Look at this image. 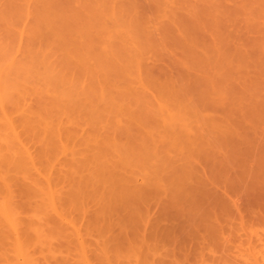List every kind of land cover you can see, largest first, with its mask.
<instances>
[{"label":"rangeland","instance_id":"374dc122","mask_svg":"<svg viewBox=\"0 0 264 264\" xmlns=\"http://www.w3.org/2000/svg\"><path fill=\"white\" fill-rule=\"evenodd\" d=\"M208 1L209 0H0V104H2L0 105V108L3 106L0 109V126L2 128L3 126H6L3 124V122H6V118H4L5 113V116H7L9 121L11 120L10 124L12 123L13 129L16 131H11L12 129L7 131L2 130V132L4 131V133H8H5V136H3V134L0 136V144H4V146L6 144L7 146V143L11 141L17 142V146L19 147L18 151L21 148L20 151L22 152L23 150L25 152L27 147L29 152H26L30 153V156H34L32 162H34V160L35 162L28 165L31 170L29 169L30 171H28L29 173H27V175L31 174L32 177L29 176V178L32 179L27 180L29 181L26 182L27 184H30L32 180L39 183L41 182L40 184H37L36 187L40 186L45 188L41 190V188L38 187L40 188L39 191L44 192L48 190L46 189L48 185V182H46L47 179H50L49 183L51 181V183L56 182L54 183V187H52L57 195H60V204V202H62V200L60 201V198L62 197L61 199H64L65 194L67 195V192L73 187V185H71L73 183L71 182L72 179L70 181L68 178L74 171V157L77 159H81L84 156L87 157L91 152L96 150L95 147H98V145H100V149L104 153L105 159L108 161H105L106 166L113 161L111 160L109 162L110 158L117 160L118 156L122 157V155H127L128 153L125 150L129 148L130 152L135 157L131 158L135 161L138 159L136 161L137 163L133 160V163L131 162V164H129L128 161L126 164L127 170L122 169L121 171L125 173L127 172V174L130 172L131 175L134 174L132 183L136 185H134L135 189L138 188L137 186L145 184L147 181L151 183V185L162 182H164L162 184H167L170 182L172 183V181H178V184L185 182L190 183L192 186H196V191L194 189L193 191L191 190V192L200 194L202 190L198 187L200 184L197 180H199L198 178L201 176V172H203H199V169H202L203 167L210 168V170L205 169L209 171L207 174L215 172V178L217 181L216 186L218 189L217 193L221 196H223L222 194L225 191L223 190L224 186H222L223 184L221 182L226 178L228 179L226 176H229V178L232 176L235 178L236 176L238 179L241 178L243 182L246 181L247 178L250 180V176H252L251 173L255 170L254 168H258L257 166L259 163L262 161L264 162V157H262L264 156V0ZM189 2L191 3L190 6H188L190 4ZM259 2L262 4H259ZM203 10L206 12L204 13ZM190 11L193 12L191 13ZM189 13H191L190 16ZM184 17L185 19H183ZM185 24L186 26H184ZM192 26L195 27L193 28ZM196 27L198 29H196ZM240 35H242V37ZM103 57L106 60H104ZM111 60H114L115 63H113V61L111 62ZM104 61H109L110 64L107 65L109 62H105V64ZM101 62L107 65L106 67H109V70L111 69L110 74L108 72L109 70L107 71V69H105L106 67L100 68L102 67ZM127 63L129 64L127 65ZM125 64L127 70L124 69ZM111 65L112 67H110ZM104 69L107 74L110 75L111 79H109V77H104L106 76L104 75L105 73H103L105 72ZM125 70L126 72H124ZM113 71L117 72V76L122 75L120 79L117 78L116 75L111 74ZM64 73L66 74V77ZM67 74H69L70 77L67 76ZM94 75L97 76V78H94ZM115 76V81L117 82L114 80V82H110ZM51 77L52 79H50ZM67 77L68 79H71L70 82L69 80H66ZM90 77L91 79L94 78V81L93 79L91 80ZM72 78H74V80H72ZM100 78L103 79V83L100 81L99 85L96 81H99ZM49 79L52 82H50ZM104 79H108V81L110 80V83L107 81L106 85ZM75 80L78 82L73 83ZM63 83L64 85H62ZM73 86H75V90L81 88V91L79 90V92L77 90V92L83 93L78 95L79 93L77 94V92L74 91ZM76 86H78V88H76ZM67 87L69 88L68 92ZM102 87L105 88L104 91L106 94L113 97L116 95L115 98H117L119 92L120 94L125 93L127 96L125 99H121V101H114L115 104L113 102V107L116 106V109L112 108L113 110L115 109L114 113H111L113 116L108 112L106 115L104 113L101 117L104 121L101 122L99 120L100 122H98V118H94L96 116L93 115L94 117H92L89 111L88 114L87 111L85 113V110L88 104H90V106L92 104L93 107L94 103L92 102H97V100L94 101L95 99L92 101L88 92L93 95L95 94L94 91L98 92ZM84 88L85 91H82ZM70 90L78 95L77 98H74L73 94V96L68 94L69 92L71 93ZM221 91L224 93H221ZM84 92L89 95L86 96L89 99L82 97L86 95ZM58 95L60 96V99H58L59 101L57 100V98H59ZM19 98L21 99L19 100ZM73 101L77 104L80 103L79 105L81 106L78 108L77 105L76 107L75 102L72 104ZM85 101L88 103H84ZM137 103L141 106H138ZM56 106L57 109H55ZM82 106H85V110ZM117 106L120 108H123L124 106V108H127V111H125V109L123 110V113L118 112L120 113V115H118L116 111L119 107ZM52 108L55 112H53ZM59 108L61 109L60 111ZM2 109H4L3 114H1ZM137 109L140 110V113ZM49 110H52V112ZM56 110L57 112L59 111L58 113L62 114H58ZM80 110L85 114H82ZM39 113L41 114L39 115ZM51 113H56L57 117L55 114L53 117V114L51 115ZM38 116H41V118ZM103 116H105L106 119ZM148 118L149 120H147ZM26 119L30 123L29 126ZM35 119L37 120L35 121ZM40 119H43V121H41L43 123L40 122ZM127 122L130 123L128 124ZM143 122H149V124L147 123L146 125ZM94 127L97 128L94 129ZM112 127L115 128V130ZM51 128L54 130L53 132ZM120 128H124L125 130ZM27 130H31V132ZM35 130H37L36 134L34 133ZM92 130L95 132H92ZM9 131L11 134H9ZM68 131L70 133H68L69 135L67 134ZM116 131L120 132V134L116 135L118 134ZM127 131L130 132L127 133ZM14 133L19 134L16 135V137L18 138L20 136L18 139L21 140V142L15 138ZM111 138L114 140H111ZM112 141L120 142L119 145L122 144L121 147L123 146L121 149L126 148L124 149L125 153L121 152V154L120 152H117L119 150L121 151V149L117 151L114 149L119 155L113 151L111 146ZM145 141L147 144L144 143ZM259 141L262 143H258ZM14 142L12 143L14 144ZM141 142L143 143L141 144ZM21 143H23L24 147L26 146L25 149ZM125 145L128 146V148L124 147ZM144 146L147 147L145 148ZM250 147H252L251 150H253V153L255 151V155L250 150ZM42 150L45 151L42 152ZM73 150L75 151L74 157L72 155ZM260 150H263V152ZM38 151L41 155H38ZM44 153L45 157L43 156ZM48 155L50 156L48 157ZM112 155L113 157H111ZM39 156L41 158H38ZM136 156L138 157L136 158ZM144 159L146 160V163ZM138 161H140L141 164H139ZM172 161L174 162L172 163ZM187 161L189 164H187ZM192 162L195 163L194 166L198 168H195V171L197 170L199 174L193 171L194 167L191 166ZM71 163L73 164L72 167H70ZM168 163L170 164L168 165ZM92 164L93 163H91V165ZM261 164L263 166V163ZM94 165H96V163H94ZM176 165L180 167L177 166L176 168ZM215 167L216 169H214ZM91 168L93 171L94 167ZM69 170H71V172H69ZM78 170H80L78 171L79 174L78 172H75L77 174L74 173L73 175L79 176L82 172H84L82 173L83 175H86L85 171L88 172L83 169L81 172L80 168ZM65 171L70 173V175L68 174L69 176H67ZM216 171H218V173H216ZM259 171L263 174L262 170L259 169ZM234 173L236 175H234ZM21 174L19 173L18 177H20ZM195 174L198 175V178ZM203 174L205 173L203 172ZM27 175L22 177H27ZM168 176L169 178L166 179ZM57 177L60 179L56 181V179H58ZM160 177H164V180L167 182L164 180L162 181V178L159 179ZM23 178H21V180H23ZM26 179L28 178H25L24 181H26ZM159 180L160 182H158ZM232 181L235 180L232 179ZM248 181L247 183L251 180ZM32 183L35 185V182ZM228 183H235L234 190H236V187L239 185V183L237 185L236 182ZM127 185H129V182ZM171 186L173 187L172 184L168 187ZM182 186L184 185L182 184ZM178 187L179 186L176 184V186L170 190L172 193H170V191H168V193L171 194L172 197H175L173 195H176V197L179 198V195L176 194ZM226 187L228 190L230 185H226ZM14 188L16 189L18 186ZM88 188L89 191L92 187L89 186ZM243 188L245 192V187ZM238 189L240 193L242 188L241 190L240 187ZM130 190H134V188L130 187ZM137 190L138 192H136ZM137 190L134 191L136 193L142 192L139 191V188ZM229 190H232V192H228L237 202H243L244 199L242 196H244L245 193L240 194L241 196L239 195L240 198H242L241 201L236 196L237 194L233 191V188ZM143 192V195L146 197L145 201L148 200L146 202L144 201L145 204L143 202L144 205L142 207L144 208L141 207L143 211L149 209L151 214L154 215L152 212H155V214L158 213V209H161L160 206L162 207L163 204L167 206V203L165 202L167 196L163 195L166 193H157L160 194L157 197H162V195L165 197L161 200V198H156L157 194L153 195L152 191L148 190ZM145 192L149 195L147 196ZM1 193L3 195L4 192L1 191ZM229 193L228 197L224 193L225 197L229 198ZM125 194L126 193H124V195ZM2 195H0V199ZM44 196L45 195L43 194V198L41 197L42 199L40 198V202L37 203H41V205L46 203V205H48V199H46L47 195ZM66 199L67 197H65V200ZM87 199L82 202L85 206L83 204L80 205L82 207L81 209L79 208L80 211H78V205L77 209L75 206L74 208H70V211H73L71 213H68L70 211L64 209L67 211V213L64 211V213L67 214V219L64 217L65 224L66 222L72 221L75 226L80 227L81 231L79 232H82V235L85 237H68L70 239L73 238L70 241L72 242L70 243L72 245H67V249H71L72 252H67V249V251H62L63 253L66 251L64 254L71 253V255H77V251H73L78 248L79 242H76V240L81 239L82 241V239H85V241H87L86 246L88 249L87 257H90L92 261L94 260V264H105L104 261H102L105 256L101 254L102 250L100 247L102 241L105 240V237H103L104 235H96V230L95 234L92 232V234L89 235L87 233L88 235H86V225L91 224V221H89L91 220V218L89 219V215L91 217L90 213L94 214V211H97V205L95 202H92L90 199H88V201ZM151 199H153V201ZM228 200L229 199H227V201ZM104 201L102 202V205L105 203V206L111 205L107 197ZM149 201L153 204L147 203ZM154 202L156 204H154ZM65 204L62 206L63 208H65ZM156 205L158 207H156ZM39 206L40 205H38V208ZM125 206L121 205L114 212L115 214L108 212L109 214L111 213L114 215L117 222L119 221L118 223L123 229V232L126 230L125 227L129 219L128 211L130 210V208H128V210ZM128 206L133 208V205ZM94 207L96 209H94ZM66 209H69V207L66 206ZM83 210L86 211L85 214H83ZM30 213L29 215L33 214ZM49 214H51V212ZM65 214L63 215L65 216ZM21 216H24L25 218L27 217V213H22ZM149 216H151L150 213ZM46 217L47 216H44L43 219H46ZM114 217L112 216V218ZM148 218L150 217H145L143 219L144 221H147L146 223L148 224L146 225L150 224V221L147 220ZM38 219L39 218H37V220ZM143 220L140 221L142 222ZM42 221L44 222L45 220ZM52 221L53 220H48L46 222H50L49 224L52 225L54 223ZM140 221L139 224H145L144 222H142L144 223L142 224ZM233 223L238 224L236 221H233ZM55 224L56 223H54V225ZM256 225L258 226V224H255L254 227ZM51 227L50 230L52 228L54 229L55 226ZM119 227L114 228V231L110 230V234H113L112 232H114V235L115 232L119 233V230H122ZM260 227L264 228L263 225H260L258 231L263 230V228L261 229ZM129 228L131 227L129 226ZM55 229L57 228L55 227ZM129 230L130 229L126 230V232H129ZM55 233L58 234V231ZM260 233H262V231ZM56 234H54V236ZM59 234L64 233L61 232ZM54 236L52 240L55 244L58 241L61 242L64 235H56L57 237ZM59 236H61V240ZM106 237L108 238V236ZM10 239L8 238V241ZM238 239L239 238L235 240L236 243H238ZM257 241L258 240L254 241L257 245L253 244L251 251L247 249L249 246L248 244H243L244 249H247L248 251L246 252L245 250L243 252L244 249H242V255L245 254L244 259L246 256L248 258L252 257L249 258L251 259V263L253 259L254 264H264V259L262 260L263 257L261 255L264 251V242L260 244L261 240L260 242ZM12 244L11 241L7 244L5 240V243L1 245V248L3 249L0 248V252L5 253L2 254L8 257V264H25V258L23 256H20L19 260L16 257L18 256L17 251L15 252L16 248ZM54 244H51L52 246L49 245L57 250L56 245L58 243L56 245ZM73 244H75V246ZM40 246L41 245L39 244V248ZM41 248H44L46 252H44L43 249L40 250V252L36 251L38 254L36 253V255H33L39 257V259L43 261L42 264H44L47 259L50 260L49 262H57V255L58 252H60L59 250H57L58 252H55L54 249L55 253H51L50 250V253L47 254V252H49V246L48 249H46L47 246L42 244ZM61 249H63V246ZM215 249V252L217 253V250L220 248L217 247ZM233 249L234 251L232 250L230 253L228 252V258L231 260L227 259L230 261L229 263L228 261H223L226 260L228 255L225 257L224 254L225 259L224 257H222L223 259L220 258L219 253L222 252L220 250H218V254H211L212 251L211 253L208 252L209 257L214 256L213 258L215 261L212 257L207 258L206 261H208V264H243L247 261L241 259L242 255H237L238 252H236L237 250L235 251L236 248ZM255 249L257 251L261 249L260 251L262 252H255ZM98 250L101 252H97ZM41 252H44L47 255L44 253L40 254ZM78 252L80 251L78 250ZM56 253L57 255H55ZM252 253H254V255H252ZM50 254L53 255L51 256ZM64 254L61 256H64ZM92 254L93 256H91ZM124 254V257H126L127 252ZM3 255H0V258L5 262L6 258H2ZM43 255L46 257L45 261L43 260ZM75 255L71 256V258L73 257V259H75L76 257L77 259L81 257L79 253V256ZM108 255L111 254L109 253ZM222 255L223 253L221 256ZM124 257L121 259L122 264H128V258L126 259ZM133 257L132 259L134 260H136L135 258H138ZM254 258L259 261H254ZM10 260L12 262H10ZM134 260H131L132 263L136 262ZM92 261L91 263L93 264ZM250 261L247 262L250 264Z\"/></svg>","mask_w":264,"mask_h":264},{"label":"bare ground","instance_id":"6f19581e","mask_svg":"<svg viewBox=\"0 0 264 264\" xmlns=\"http://www.w3.org/2000/svg\"><path fill=\"white\" fill-rule=\"evenodd\" d=\"M227 1V0H226ZM239 1V0H238ZM208 2H210V0L208 1ZM264 2V1H263ZM190 3V2H189ZM188 3V4H189ZM222 3V2H221ZM241 3V2H240ZM188 4H186V5H188ZM215 4V3H214ZM247 4H249V3H247ZM259 4H262L261 2H259ZM191 5V3L188 5V6H190ZM198 5V4H197ZM207 5H209V4H207ZM211 5V4H210ZM211 6H213V5H211ZM241 6V5H240ZM259 6H261V5H259ZM263 6V5H262ZM219 7V6H218ZM198 8V7H197ZM196 8V9H197ZM249 8V7H248ZM209 9V8H208ZM211 9V8H210ZM218 9V8H217ZM236 9H237V7H236ZM240 9V8H239ZM263 9V8H262ZM193 10V9H192ZM202 10V9H201ZM212 10V9H211ZM188 11V10H187ZM204 11V13L206 12L205 10H203ZM209 11V10H208ZM216 11V10H215ZM254 11H256V10H254ZM189 12V11H188ZM191 12V11H190ZM193 12V11H192ZM191 12V13H192ZM196 12V11H195ZM213 12V11H212ZM191 13H189V16H190V14ZM257 13V12H256ZM195 14V13H194ZM212 14V13H211ZM225 14V13H224ZM215 16V15H214ZM225 16V15H224ZM191 17H192V15H191ZM194 17V16H193ZM219 17V16H218ZM183 19H185V17L183 18ZM188 19V18H187ZM192 19V18H191ZM191 19H190V21H191ZM193 22V21H192ZM214 22V21H213ZM220 22V21H219ZM193 24V23H192ZM191 24V25H192ZM197 24V23H196ZM260 24V23H259ZM132 25V24H131ZM190 25V26H191ZM195 25V24H194ZM206 25V24H205ZM243 25V24H242ZM251 25V24H250ZM257 25V24H256ZM184 26H186V24L184 25ZM196 26V25H195ZM195 26H192L193 28L195 27ZM261 26V25H260ZM199 27V26H198ZM264 27V26H263ZM261 28V27H260ZM185 29H186V27H185ZM196 29H198L197 27H196ZM246 29V28H245ZM191 30V29H190ZM190 30H188V31H190ZM200 30V29H199ZM198 30V31H199ZM233 30V29H232ZM249 30V29H248ZM263 30V29H262ZM54 31H55V29H54ZM68 31V30H67ZM69 32V31H68ZM200 32V31H199ZM213 32V31H212ZM230 32V31H229ZM234 32V31H233ZM50 33H51V31H50ZM63 33V32H62ZM197 33V32H196ZM54 34H56V33H54ZM236 34V33H235ZM50 35H52V34H50ZM194 35H195V33H194ZM53 36V35H52ZM55 36V35H54ZM191 36V35H190ZM234 36V35H233ZM241 37H242V35H240ZM248 37V36H247ZM54 38V37H53ZM198 38V37H197ZM216 38V37H215ZM236 39V38H235ZM197 40V39H196ZM196 40H195V42H196ZM215 40V39H214ZM238 40V39H237ZM245 40V39H244ZM256 40V39H255ZM240 41V40H239ZM216 42H218V41H216ZM237 42V41H236ZM197 43V42H196ZM242 43V42H241ZM199 45V44H198ZM196 47V46H195ZM239 47V46H238ZM202 48V47H201ZM188 49V48H187ZM218 49V48H217ZM222 49V48H221ZM238 49H240V48H238ZM71 51V50H70ZM192 51V50H191ZM205 51V50H204ZM234 56V55H233ZM105 57V56H104ZM104 57H103V59H104ZM223 57V56H222ZM100 58V57H99ZM189 58V57H188ZM228 58V57H227ZM237 58V57H236ZM235 58V59H236ZM102 59V60H103ZM240 59V58H239ZM100 60V59H99ZM104 60H106V59H104ZM189 60H190V58H189ZM193 60H195V59H193ZM233 60V59H232ZM113 61V63H115V61L114 60H111V62ZM196 61V60H195ZM219 61V60H218ZM237 61V60H236ZM108 63L107 61H104V63ZM199 62V61H198ZM104 63H102L101 62V64H102V67H100V68H103V67H106L107 65H109L110 64V62L107 64V65H105ZM191 63H192V61H191ZM97 64H98V62H97ZM101 64H99V65H101ZM116 64H117V62H116ZM115 64V65H116ZM129 63H127V65H128ZM239 64V63H238ZM237 64V65H238ZM104 65V66H103ZM210 65V64H209ZM126 66V64L124 65V67ZM130 66V65H129ZM232 66V65H231ZM235 66V65H234ZM243 66V65H242ZM96 67H98V66H96ZM110 67H112V65L110 66ZM114 67V66H113ZM109 68V67H108ZM107 67L105 68V69H107V71L109 70ZM127 67H125L124 69H126ZM216 68V67H215ZM236 68V67H235ZM91 69V68H90ZM97 69V68H96ZM104 69V70H105ZM116 69V68H115ZM123 69V68H122ZM123 69V70H124ZM81 70V69H80ZM98 70V69H97ZM100 70V69H99ZM103 70V69H102ZM111 70V69H110ZM110 70L108 71L109 72V74H110ZM127 70V69H126ZM126 70L124 71V72H126ZM82 71V70H81ZM84 71V70H83ZM230 71H232V70H230ZM114 72V71H113ZM111 73V74H113V75H116V73L117 72H114V73ZM123 72V71H122ZM121 72V73H122ZM49 73V72H48ZM51 73V72H50ZM101 73V72H100ZM103 73H105L104 75H106V76H104L105 78L106 77H109V79H111L110 78V75L109 74H107V72H106V70H105V72H103ZM103 73H101V74H103ZM65 74V73H64ZM72 74V73H71ZM78 74H79V72H78ZM81 74V73H80ZM92 74H93V72H92ZM92 74H91V77H92ZM95 74V73H94ZM99 74V73H98ZM60 75V74H59ZM62 75H63V73H62ZM97 75V74H96ZM100 75V74H99ZM53 76V75H52ZM55 76V75H54ZM67 76H69V74H67ZM77 76H79V75H77ZM81 76V75H80ZM90 76V75H89ZM101 76V75H100ZM117 76V75H116ZM116 76L114 77V79H112V81H110V82H114L115 81V78H116ZM122 75H119V76H117V78H119L120 79V77H121ZM57 77H58V75H57ZM64 77V76H63ZM65 77H66V74H65ZM70 77V76H69ZM83 77V76H82ZM91 77H90V79H91ZM94 78H97V76H93ZM112 77V76H111ZM232 77V76H231ZM54 78V77H53ZM78 78H80V77H78ZM94 78H92L93 79V81H94ZM50 79H52V77L50 78ZM49 79V81L50 82H52L51 80ZM60 79V78H59ZM91 79V80H92ZM234 79V78H233ZM64 80V79H63ZM67 81L69 80V82H70V80L71 79H68V77H67V79H66ZM72 80H74V78H72ZM103 79H101L100 78V80L98 81H96V83L98 82V84H99V82L101 81L102 83H103V81H102ZM114 80V81H113ZM117 80V79H116ZM141 80V79H140ZM231 80V79H230ZM57 81H59V80H57ZM92 81V82H93ZM107 81H108V79H104V82H106V85H107ZM108 81V82H109ZM78 82V81H77ZM76 82V80L75 81H73V83H77ZM109 82V83H110ZM115 82H117V81H115ZM226 82V81H225ZM58 83V82H57ZM67 83V82H66ZM199 83V82H198ZM51 84V83H50ZM79 84V83H78ZM53 85V84H52ZM55 85V84H54ZM58 85H59V83H58ZM62 85H64V83L62 84ZM97 85V84H96ZM100 85V84H99ZM103 85V84H102ZM105 85V84H104ZM56 86V85H55ZM79 86V85H78ZM78 86H76V88H78ZM54 87V86H53ZM75 86H73V89H74V91H76L77 92V90L78 89H76L75 90V88H74ZM92 87H94V86H92ZM91 87V88H92ZM101 87V86H100ZM68 88V87H67ZM80 88V87H79ZM107 88V87H106ZM72 89V88H71ZM72 89V90H73ZM81 89V88H80ZM79 89V90H80ZM99 89V88H98ZM108 89V88H107ZM78 90V91H79ZM93 90H94V88H93ZM105 90V88H101V90H98V92H95L94 91V93L95 94H93V95H91L92 93H90V92H88L89 94H90V96L88 95V94H86V92H84L86 95L85 96H82V97H85V98H87L86 96L88 95L89 97H91L92 98V101L94 100V101H96L97 100V102L95 103V102H92V103H94V106L92 107V104H91V106H90V104H88L87 106H86V110H85V106H82V107H84V110H85V113H86V111H87V113H88V111H89V113L92 115V117H94V116H96V117H94V118H98L97 120H98V122H103L104 121V119H102L101 117H102V115L105 113V115H106V113L108 112V113H110V115H112L111 113L113 112L114 113V111H115V107L116 106H114L113 107V102L115 101V102H117V101H121V99H125V97L127 96V94H125V93H121L120 94V92L117 94L118 96H117V98H115V96L113 97V96H111V95H109V94H106V92L104 91ZM69 91V88L67 89V92ZM71 91V90H70ZM74 91H71V93L69 92L68 94L71 96L72 94L74 95V98H77V96L78 95H80V94H82L83 92H81V93H79V92H77V94L78 95H76V93L74 92ZM82 91H85V88L84 89H82ZM64 92V91H63ZM74 92V93H73ZM93 92V91H92ZM126 92V91H125ZM169 92V91H168ZM228 92V91H227ZM60 93H61V91H60ZM96 93H98V94H96ZM221 93H224L223 91H221ZM62 94V93H61ZM120 94V95H119ZM193 94V93H192ZM72 95V96H73ZM75 95H76V97H75ZM62 96V95H61ZM58 97L59 98H57V100L58 99H60V96L58 95ZM64 98V97H63ZM66 98V97H65ZM84 98V99H85ZM21 98H19V100H20ZM53 99V98H52ZM87 99H89V98H87ZM11 100V99H10ZM57 100H55V101H57ZM77 100V99H76ZM18 101V100H17ZM52 101V100H51ZM59 101V100H58ZM77 101H79V100H77ZM86 101H88V100H86ZM84 102V103H88V102ZM50 102V101H49ZM53 102V101H52ZM75 101H73L72 102V104L74 103ZM81 102V101H80ZM115 102H114V104H115ZM56 103V102H55ZM82 103V102H81ZM121 103V102H120ZM58 104V103H57ZM75 106L77 107V105H78V108H79V106H81V105H79L80 103H76L75 102ZM97 104V105H96ZM101 104H102V106H101ZM125 104V103H124ZM210 104H212V103H210ZM0 105H2V104H0ZM52 105V104H51ZM54 105H56V104H54ZM59 105H61V104H59ZM64 105V104H63ZM66 105V104H65ZM96 105V106H95ZM137 105L139 106L140 104H138L137 103ZM42 106H44V105H42ZM47 106H48V104H47ZM70 106V105H69ZM74 106V105H73ZM88 106H90V107H88ZM141 106V105H140ZM3 106H1V108H2ZM59 107V106H58ZM117 107H119V106H117ZM0 108V109H1ZM43 108V107H42ZM46 108H48V107H46ZM51 108V107H50ZM112 108H115L114 110L112 109ZM122 108V107H121ZM120 107H119V109L116 111V113H118V112H122L123 113V110H125V111H127V108H124V106H123V108L121 109ZM142 108V107H141ZM20 109H21V107H20ZM55 109H57V106H56V108ZM145 109V108H144ZM143 109V110H144ZM3 110L4 109H2V113L1 114H3L4 112H3ZM45 110V109H44ZM48 110V109H47ZM52 110H53V112H55L54 111V109L52 108ZM52 110H49V111H51L52 112ZM61 109L59 108V111H60ZM70 110H71V107H70ZM138 110V109H137ZM146 110V109H145ZM58 111V112H59ZM76 111V110H75ZM74 111V112H75ZM81 111V110H80ZM131 111H133V110H131ZM140 110H138V112H139ZM39 112H40V110H39ZM56 112H57V110H56ZM57 112V113H58ZM82 112V111H81ZM81 112H80V114H81ZM128 112H129V110H128ZM128 112H126V113H128ZM50 113V112H49ZM73 113V112H72ZM84 112H82V114H83ZM84 113V114H85ZM88 113V114H89ZM107 113V114H108ZM115 113V114H116ZM120 113H118V115H120ZM140 113V112H139ZM41 113H39V115H40ZM53 114V117H54V114L56 115V113H51V115ZM58 114H62V113H58ZM67 114V113H66ZM125 114V113H124ZM144 114H146V113H144ZM143 114V115H144ZM64 115V114H63ZM94 115V116H93ZM147 115V114H146ZM145 115V116H146ZM2 116V115H1ZM68 116V115H67ZM113 116V115H112ZM38 117H40L41 118V116H38ZM52 117V116H51ZM56 117H57V115H56ZM103 117H105V116H103ZM148 117H149V115H148ZM4 118H6V122L4 123L3 122V124H5L6 126H3V128L0 126V136L3 134V136H5V133H8V132H5L4 133V131L6 130H9V129H12L11 131H15L14 129H13V126H12V123L10 124V121L7 119V116H5V113H4ZM45 118H48V117H45ZM45 118H44V120H45ZM94 118H93V120H94ZM144 118V117H143ZM0 119H1V117H0ZM95 119V120H96ZM102 119V120H101ZM105 119H106V117H105ZM5 120V119H4ZM27 120V119H26ZM34 120V119H33ZM37 119H35V121H36ZM54 120V119H53ZM59 120V119H58ZM57 120V121H58ZM100 120V121H99ZM143 120V119H142ZM147 120H149V118L147 119ZM1 121V120H0ZM13 121V120H12ZM29 121H30V119H29ZM32 121V120H31ZM41 121H43V119H40V122ZM140 121V120H139ZM145 121H146V119H145ZM39 122V123H40ZM97 122V123H98ZM27 123H28V126H29V122H28V120H27ZM37 123V122H36ZM41 123H43V122H41ZM40 123V124H41ZM59 123V122H58ZM95 123H96V121H95ZM106 123V122H105ZM120 123V122H119ZM124 123V122H123ZM128 123V122H127ZM130 123V122H129ZM128 123V124H129ZM144 123V122H143ZM148 124H149V122H147ZM147 123H144V124H146L147 125ZM31 124H32V122H31ZM109 124H111V123H109ZM1 125V124H0ZM39 125V124H38ZM50 125V124H49ZM58 125H60V124H58ZM143 125V124H142ZM27 126V127H28ZM33 126V125H32ZM45 126V125H44ZM118 126V125H117ZM117 126H115V127H117ZM124 126V125H123ZM122 126V127H123ZM130 126V125H129ZM46 127V126H45ZM60 127H62L61 125H60ZM110 127V126H109ZM121 127V126H120ZM150 127V126H149ZM50 128V127H49ZM58 128H59V126H58ZM63 128V127H62ZM97 128V127H96ZM95 127H94V129H96ZM113 128V127H112ZM118 128H119V126H118ZM130 128V127H129ZM128 128V129H129ZM29 129V128H28ZM31 129V128H30ZM114 130H115V128H113ZM120 129H122V128H120ZM124 129V128H123ZM122 129V130H123ZM2 130H4L3 132H2ZM51 130H52V128H51ZM57 130V129H56ZM60 130H62V129H60ZM98 130V129H97ZM100 130V129H99ZM125 130V129H124ZM131 130H133V129H131ZM27 131H30L31 132V130H27ZM48 131V130H47ZM54 130H52V132H53ZM59 131V130H58ZM16 132V131H15ZM60 132V131H59ZM92 132H95V131H93L92 130ZM98 132V131H97ZM118 134H116V135H119L120 134V132H118V131H116ZM122 132H124V131H122ZM128 132H130V131H127V133ZM33 133V132H32ZM35 134L37 133V130H35V132H34ZM41 133H42V131H41ZM56 133V132H55ZM63 133V132H62ZM69 133V131L67 132V134ZM114 133V132H113ZM9 134H11L10 133V131H9ZM35 134H34V136H35ZM53 134V133H52ZM70 134V133H69ZM68 134V135H69ZM98 134V133H97ZM8 135V134H7ZM6 135V136H7ZM14 135H15V138H17L16 137V135H19L18 133H14ZM40 135V134H39ZM49 135V134H48ZM63 135V134H62ZM101 135V134H100ZM126 135V134H125ZM124 135V136H125ZM129 135H130V133H129ZM9 137V136H8ZM20 137V136H19ZM18 137V138H19ZM42 137V136H41ZM48 137V136H47ZM53 137V136H52ZM67 137H69V136H67ZM15 138H14V140H15ZM17 138V139H18ZM60 138V137H59ZM72 138V137H71ZM130 138V137H129ZM144 138V137H143ZM143 138H141V139H143ZM6 139H7V137H6ZM11 139H13V138H11ZM67 139V138H66ZM88 139V138H87ZM113 138H111V140H112ZM122 139V138H121ZM120 139V140H121ZM145 139V138H144ZM19 140V139H18ZM17 140V141H18ZM62 140V139H61ZM114 140V139H113ZM119 140V141H120ZM10 141V140H9ZM8 141V142H9ZM20 142H21V140H19ZM91 141V140H90ZM123 141V140H122ZM146 141H148V140H146ZM146 141L144 142L145 144H147L146 143ZM12 142H14V141H11V142H9V143H7V146H6V144H5V146H4V144H0V180H1V183H0V193H1V191L2 192H4L3 193V195H2V193L0 194V195H2V197H1V199H0V248H1V245H3L4 243H5V240H6V242H7V244H8V242L10 243V241H11V244L16 248L15 249V252L17 251V255L18 256H16L17 258H18V260H19V257L20 256H23L24 258H25V264H42L43 263V261H41L40 259H39V257H35L34 255H36V253L39 251L40 252V250H43L44 248H41V246H42V244H44V246H47V248L46 249H48V246H49V252H47V254L48 253H50V250H51V253L53 252V253H55V252H58L57 250H59L60 252H58V255H57V253L55 254V255H57V257H58V260H56L57 262V264H92L91 263V259H90V257H87V253H88V249H87V246H86V242L87 241H85V239L83 240L82 239V241H81V239H77L76 240V242H79L78 243V248H77V244H76V248H77V250H73V251H77L76 252V254L78 255V253H79V255L81 256L80 258H77L76 259V257H75V259H73V257L71 258V256H73V255H75V254H73V255H71V253H67V254H64V253H66V251L67 252H72V250L71 249H67L68 248V246H69V244L70 243H72V242H70L73 238L72 237H76V238H78L79 236H84V235H82V232H79V231H81V229H80V227H77V226H75V224L71 221H69V222H66V224H65V219H67V214H65L64 213V211L65 210H67V211H70V208H74V206H75V208L77 209V205H78V209L80 208H82L80 205L81 204H83L82 202H84L83 200H85V199H87V196H88V199H90L92 202H95V204L97 205V211L95 210L94 211V214L93 213H90L91 214V217H90V215H89V219L91 218V220H89V221H91L90 223V225L88 224V225H86V228H85V230L87 231L86 232V235H90V234H92V232H94V234H95V232H96V235H98V236H103V237H105V240H103L102 241V243L100 244V247H101V250H102V252L101 251H97V252H101V254H103V256H105L104 257V260H102V261H104V263L106 264V262H107V264H120V262H121V264H122V261H121V259L124 257V253L125 252H127V255H126V257H124V258H128L127 259V263L128 264H206L208 261H206L207 260V258H210V257H214V256H210L209 257V253H211V251H212V253L211 254H213V253H216L215 251H216V249L215 248H217V247H219L220 249H218V250H220V251H222L221 253H219V255H220V258H222V257H224V254H225V257H226V255H228L227 256V258H226V260H223V261H228V263L231 261L228 257H229V254H228V252L230 253V251H234V249L233 248H236L235 249V251L236 252H238V254L237 255H242V249H244V245L243 244H248L249 246H248V248L247 249H249L250 251H251V249L253 248V244H255L254 243V241H256V240H258L257 242H260V240H261V242H260V244L261 243H263L264 241H263V239H264V233H263V231H264V228H263V230H261L262 231V233H260L261 231H258V227L260 226V225H263L264 226V162L262 161H260L261 163H263V166H262V164L261 163H259V165L257 164V162H256V164L258 165L257 167L260 169V170H262V173L263 174H261V171H259V169L258 168H254L253 170L254 171H252V173H251V175L253 176H250V180H249V178H247V180L246 181H244L243 182V180L240 178V179H238L236 176H235V178H237V179H235L234 178V176H232L231 178H229V176H226V177H228V179H227V182H226V179H222L223 181L221 182L223 185L222 186H224V189L223 190H225L224 192H223V196H221V195H219V193H217L218 192V189H217V181H216V178H215V172L214 173H212V172H210V174L208 175L207 174V172H209V171H207V170H210V168L208 169V168H205V167H203L204 168V170H203V168L202 169H199L200 171L199 172H201V171H203L205 174H203V172H201L202 174H200L201 176H199V178H198V175H196V177L199 179V180H197V181H199V188H200V190H202L201 192H200V194H199V196H198V194H196L195 192L193 193V192H191V190L193 191L195 188H196V186H192L190 183H182L184 186H182V184H181V186H180V184H178V181H176V182H173L172 181V183L170 182V183H165V184H162V183H164V182H162V183H156V184H154V185H151V183H149L148 181L145 183V184H140L139 186H137L138 188H139V191H142L141 193L139 192V193H136V192H138V188H136L135 189V187H134V185L135 184H133L132 182H133V175H131L130 174V172H129V174H127V172L125 173V172H123V171H121L122 169L123 170H127L126 168V164H127V162L129 163V164H131V162L133 163V160L134 159H132L131 157H133V158H135L133 155H132V153L130 152V150H129V148H128V146H124V147H127L128 149H126V148H124V149H126L125 151L128 153L127 155H125V156H123L122 155V157L121 156H118V158H117V160L116 159H111L110 157V159H109V162L111 161V160H113V161H111V163L109 164V163H107V164H109V165H107L106 166V164H105V161L106 162H108L106 159H105V157H104V153L101 151V149H100V145H98V147H95V149L96 150H94V152H91V154H89L87 157L86 156H84L83 158H81L80 156V158L81 159H77L76 157H74V155H75V151L73 150V153H72V155H73V157L75 158V166H73V168H74V171L72 172V178H71V175H70V173H68V172H66L65 174H67V176H69V178L68 179H70V181H71V179H72V181L71 182H73L71 185H73V187L71 188V190H69V192H67V195L65 194V197H67V199L65 200V197H64V199H61L60 198V201L62 200V202H60V204H59V197H60V195H57V193H56V191L55 190H53V187H54V183H56V182H54V183H49V180L50 179H47V181L46 182H48V185H47V188L46 189H48L47 191H44V192H42V191H39L40 190V188H41V190L42 189H45V188H43V187H40V186H38V187H40V188H38V187H36L37 186V184H40L39 182H37V181H34V180H32V182H35V185L32 183V182H30V184L28 183H26V182H29V181H27V180H31L32 178H29V176H31V174L30 175H27V173H29L28 171H30L31 170V168H30V166H28L29 164H32V163H34L35 162V160H34V162H32L33 161V157L34 156H30L31 154L30 153H28L29 152V150H28V148L26 147V151H28V152H24L23 150H22V152L20 151L21 150V148H20V150L18 151V149H19V147L17 146V142H14V144L12 143ZM23 142V141H22ZM117 142L118 141H112V143H111V146H112V149H113V151H117V150H119V149H121L122 147H121V145H119L120 144V142H118V144H117ZM124 142V141H123ZM254 142H255V140H254ZM10 143H12V144H10ZM19 143V142H18ZM54 143V142H53ZM122 143V142H121ZM125 143V142H124ZM143 142H141V144H142ZM258 143H262V142H258ZM55 144V143H54ZM138 144H140V143H138ZM144 144V145H145ZM252 144V143H251ZM4 147H3V146ZM21 145H23V143H21ZM59 145V144H58ZM23 147H24V145H23ZM25 147H24V149H25ZM120 147V148H119ZM145 148L147 147V146H144ZM247 147H249V146H247ZM258 147H259V145H258ZM264 147V146H263ZM92 148V147H91ZM140 148H142V147H140ZM251 148L252 147H250V150H251ZM23 149V148H22ZM115 149V150H114ZM124 149H121V151L119 150V151H117V152H124ZM248 149V148H247ZM43 151H45V150H42V152ZM63 151H66V150H63ZM115 151V152H116ZM252 151V153H253V150H251ZM258 151V150H257ZM260 151H262L263 152V150H260ZM18 152H19V154H18ZM41 152V153H42ZM46 152H47V150H46ZM105 152V151H104ZM116 152V153H117ZM130 152V153H129ZM27 153V154H26ZM38 153H39V151H38ZM125 153V152H124ZM123 153V154H124ZM254 153H255V151H254ZM253 153V154H254ZM259 153H261V152H259ZM118 154V153H117ZM122 154V153H121ZM38 155H41L40 153L38 154ZM71 155V156H72ZM85 155H86V152H85ZM107 155V154H106ZM116 155V154H115ZM119 155V154H118ZM128 155H130V156H128ZM132 155V156H131ZM139 155V154H138ZM223 155H226V154H223ZM255 155V154H254ZM44 157H45V153H44V155H43ZM47 156V155H46ZM50 155H48V157H49ZM52 156H54V155H52ZM187 156V155H186ZM219 156L221 157V155L219 154ZM47 157V158H48ZM73 157H71V158H73ZM111 157H113V155L111 156ZM138 156H136V158H137ZM193 157V156H192ZM254 157V156H253ZM256 157V156H255ZM262 157H264V156H262ZM38 158H41L40 156L38 157ZM184 158V157H183ZM191 159H193V158H191ZM221 159H223V158H221ZM220 159V160H221ZM226 159V158H225ZM254 159V158H253ZM259 159V158H258ZM49 160V159H48ZM51 160V159H50ZM132 160V161H131ZM138 160V159H137ZM136 160V161H137ZM195 160V159H194ZM217 160H218V158H217ZM135 160H134V162L135 163H137ZM144 161H145V163H146V160L144 159ZM169 161V160H168ZM222 161V160H221ZM254 161H255V159H254ZM30 162V163H29ZM68 162H70V161H68ZM170 162H171V160H170ZM174 161H172V163H173ZM176 162V161H175ZM188 162V161H187ZM220 162V161H219ZM91 163H93L92 165H91ZM94 163H96V165H94ZM138 163L139 164H141V162L140 161H138ZM143 163V162H142ZM144 163V164H145ZM170 163H168V165H169ZM187 164H189V162L187 163ZM194 164L195 163H193L192 162V165L191 166H193L194 167V170L193 171H195V168H196V166H194ZM199 164V163H198ZM255 164V163H254ZM72 163H71V166L70 167H72ZM87 165H88V167H87ZM167 165V164H166ZM168 165H167V167H168ZM179 165V164H178ZM178 165H176V168H177V166ZM33 166V165H32ZM69 166V165H68ZM95 166H96V168H95ZM138 166V165H137ZM198 166V165H197ZM253 166V165H252ZM251 166V167H252ZM256 166V165H255ZM87 167V168H86ZM91 167H94L93 168V171H92V168ZM178 167H180V166H178ZM261 167V168H260ZM81 169V172H82V169L83 170H87L88 172H86L85 171V174L86 175H83L82 173H84V172H80L81 173V175H79V176H75V175H73L75 172H78V171H80V170H78V169ZM85 168V169H84ZM182 168V167H181ZM190 168H192V167H190ZM30 169V170H29ZM71 169V168H70ZM172 169V168H171ZM196 169H198V168H196ZM205 169H207V170H205ZM214 169H216V167L214 168ZM129 170H130V168H129ZM128 170V171H129ZM218 170V169H217ZM191 171H192V169H191ZM197 171V170H196ZM195 171V173H198L199 174V172L197 171L196 172ZM212 171V170H211ZM258 171V172H257ZM13 172V173H12ZM16 172V173H15ZM69 172H71V170H69ZM258 174H257V173ZM260 172V173H259ZM21 174V176L20 177H18L19 175L18 174ZM26 173V174H25ZM31 173V172H30ZM185 173V172H184ZM194 173V172H193ZM216 173H218V171H216ZM64 174V175H65ZM69 174V175H68ZM75 174H77V173H75ZM78 174H79V172H78ZM214 174V175H213ZM227 174V173H226ZM24 175H27V177H22V176H24ZM189 175H190V173H189ZM194 175V174H193ZM206 175V176H205ZM234 175H236L235 173H234ZM67 176L65 175V177L67 178ZM256 176V177H255ZM258 176V177H257ZM32 177V176H31ZM61 177V176H60ZM63 177V176H62ZM185 177V176H184ZM217 177H218V175H217ZM21 178H23V180H21ZM25 178H28V179H26V181H24V179ZM56 178V177H55ZM58 178V177H57ZM162 178V179H161ZM166 178V177H165ZM169 178V176L166 178V179H168ZM253 178V179H252ZM60 178H58V179H56V181L57 180H59ZM64 179V178H63ZM68 179H65V180H68ZM159 179H161L162 181L164 180V177H160ZM232 179L233 180H235V181H232ZM36 180V179H35ZM53 180V179H52ZM55 180V179H54ZM175 180V179H174ZM196 180V179H195ZM229 180V181H228ZM250 182H249V181ZM165 181V180H164ZM225 181V182H224ZM247 181L249 182V183H247ZM256 181H258V182H256ZM60 182V181H59ZM128 182H129V185H127L128 184ZM158 182H160V180L158 181ZM165 182H167V181H165ZM228 182H236V184L238 185V183H239V185L237 186L238 188L240 187V190H241V188H242V190H241V192L239 193V189L236 187V190H234L235 189V183H228ZM58 183V182H57ZM197 183V182H196ZM228 183V184H227ZM245 183H247V184H245ZM253 183H255L256 184V186H255V184H252ZM260 183V184H259ZM17 185L18 186V188H14V187H17V186H15V185ZM31 184H33V185H31ZM47 184V183H46ZM53 184V185H52ZM173 185V187L171 186V187H168V186H170V185ZM176 184L179 186L178 187V191H177V193L176 194H178L179 195V198H177L176 197V195H173V196H175V197H172V195L171 194H169L168 193V191H170L171 190V188L173 189L175 186H176ZM195 184V183H194ZM198 184V183H197ZM241 184V185H240ZM243 184V185H242ZM249 184V185H248ZM14 185V186H13ZM57 185V184H56ZM214 185V186H213ZM226 185L227 186H229L230 185V187L228 188V190L226 189L227 187H226ZM260 185V186H259ZM53 186V187H52ZM89 186H91L92 188L89 190L90 192H92V193H90L89 191H88V187ZM136 186V185H135ZM201 186V187H200ZM221 186V187H222ZM232 186H234V187H232ZM130 187H132V188H134V190H137L136 192L134 191V190H130ZM243 187H245V192H244V188ZM170 188V189H169ZM233 188V191H235L236 192V196L242 201V198L244 199L243 200V202H241V203H239V201L237 202L236 201V199H234V197L233 196H231L230 195V193L228 192V191H230L229 189H232ZM130 191H129V190ZM152 189V190H151ZM169 189V190H168ZM176 189H177V187H176ZM176 189H175V191H176ZM182 190V191H180V190ZM217 189V190H216ZM258 189V190H257ZM67 190V191H68ZM129 191V192H127V191ZM152 191L153 192V195L154 194H157V193H166V194H163L164 196L166 195L167 197L165 198L163 195H162V197L160 196V197H157L158 195H160V194H157L156 195V198H158V199H160L161 198V200L163 199V198H165V202L167 203V206H165L164 204L162 205V207L160 206V208L161 209H158L159 210V212L158 213H156L155 214V212H152L154 215H152L151 214V212L149 211V209H148V206H147V209L148 210H145V211H143V209L142 208H144V207H142L144 204H145V202L146 201H148V200H146L145 201V199H146V197L143 195V191ZM167 191V192H166ZM181 193H180V192ZM195 191H196V189H195ZM216 191V192H215ZM243 191V192H242ZM58 192V191H57ZM59 192H60V189H59ZM230 192H232V190L230 191ZM234 192V193H235ZM18 193V194H17ZM124 193H126L125 195H124ZM170 193H172L171 191H170ZM224 193L226 194V196L228 197V193H229V198H227V197H225V195H224ZM243 193H245V195L244 196H242V198H240V194H243ZM43 194L46 196L47 195V197H46V199H48L46 202L48 203V205H46V203H43V205H41V203H37V202H40V198L43 196ZM64 194V193H63ZM145 194L148 196L149 194H147L146 192H145ZM168 194V195H167ZM108 195V196H107ZM124 195V196H123ZM240 195V196H239ZM40 196V197H39ZM44 196V197H45ZM230 196H231V198H230ZM4 197V198H3ZM38 197H39V199H38ZM106 197L108 198V201L111 203V205H108V206H105V204H103L104 205V208H103V205H102V202L104 201V200H106ZM154 197V196H153ZM152 197V198H153ZM226 199H225V198ZM17 198V199H16ZM43 198V197H42ZM41 198V199H42ZM149 198V197H148ZM155 198V197H154ZM37 199V200H36ZM87 199V200H88ZM227 199H229L228 201H227ZM39 200V201H38ZM152 201H153V199H151ZM157 200V199H156ZM66 201V202H65ZM89 201V200H88ZM145 201V202H144ZM234 201V202H233ZM66 204H65V203ZM87 202V201H86ZM105 202V201H104ZM143 202H144V204H143ZM158 202H161V201H158ZM231 202V203H230ZM141 203H142V205H141ZM147 203H151L150 201L149 202H147ZM163 203H164V201H163ZM40 205L39 206V208H38V205ZM46 206H45V205ZM63 204H65L67 207H69V209H66V206H65V208H63L62 206H63ZM68 204V205H67ZM94 204V205H95ZM107 204H108V202H107ZM151 204H153V203H151ZM154 204H156L155 202H154ZM232 204V205H231ZM84 206H85V204H83ZM121 205H123V206H125V207H127V209L128 208H130V210L128 211V214H129V216H128V222L127 221H125V222H127V224H126V227H125V229L126 230H128V229H130L129 230V232H126V230L123 232V229L121 228V226H120V224L117 222V219L114 217V215H112L111 213V215L115 218H112V216L108 213V212H112V213H114ZM128 205H133V208L130 206H128ZM149 205V204H148ZM158 205H160V204H158ZM71 206V207H70ZM102 206V207H101ZM45 207V208H44ZM47 207H49V208H47ZM111 207V208H110ZM142 207V208H141ZM155 207V206H154ZM156 207H158L157 205H156ZM89 208V207H88ZM132 208V209H131ZM51 209V210H50ZM65 209V210H64ZM80 209L78 210V211H80ZM94 209H96L95 207H94ZM109 209V210H108ZM50 210V211H49ZM84 210H86V209H84ZM83 210V214H85L86 213V211H84ZM108 210V211H107ZM27 211H29V212H27ZM30 211H31V213H33V214H31L30 213ZM53 211V212H52ZM67 211H65L66 213H67ZM77 211V210H76ZM152 211V210H151ZM51 212V214H49V213ZM71 212H73L72 210L70 211V212H68V213H71ZM75 212V211H74ZM88 212V211H87ZM130 212V213H129ZM22 213L24 214V213H27V217H25L24 218V216H21L22 215ZM29 213L31 214V215H34V216H31V215H29ZM149 213H150V215L151 216H149ZM55 214V215H54ZM63 214H65V216L63 215ZM109 214V215H108ZM115 214V213H114ZM42 215H44V216H47L46 217V219H43L44 218V216H42ZM107 215H108V217L109 218H111V219H109L108 217H107ZM119 215V214H118ZM28 216H30V217H28ZM35 217H37V218H39L38 220H37V218H35ZM64 217H66L65 219H64ZM147 218V217H150V218H148L147 220H149L150 221V224L149 225H146V224H148V223H146L147 221H144L143 219L144 218ZM152 217V218H151ZM108 218V219H107ZM120 218V217H119ZM122 218V217H121ZM40 219H42V220H45L44 222L42 221V220H40ZM107 219V220H106ZM114 219V220H113ZM124 219V218H123ZM126 219H127V217H126ZM139 219V220H138ZM151 219V220H150ZM40 220V221H39ZM48 220H53L52 222H54V223H56L55 225H54V223L51 225V224H49L48 222H46V221H48ZM72 220V219H71ZM140 220H143L142 222H144V223H142ZM61 221H62V223H61ZM123 221V222H124ZM139 221L142 223V224H144V225H141V224H139ZM233 221H236V222H238V224H234L233 223ZM51 222V223H52ZM64 222V223H63ZM45 223H47V224H45ZM70 223H73V224H70ZM93 223V224H92ZM119 224V226H118V224ZM255 224H258V226H257V229H256V226L254 227V225ZM50 225V226H49ZM57 225V226H56ZM66 225V226H65ZM71 225V226H70ZM117 225V226H116ZM49 226V227H48ZM56 227L57 229H55V227H54V229L52 228V227ZM70 226V227H69ZM129 226L131 227V228H129ZM50 227L52 228L51 230H50ZM59 227V228H58ZM121 228L122 230L120 231L119 229V233H117V232H115V235H114V232H112L113 234H110L111 233V231H114V228ZM122 227H124V226H122ZM63 228V229H62ZM74 228V229H73ZM79 228V229H78ZM261 228V227H260ZM261 228V229H262ZM60 229V230H59ZM62 229V230H61ZM94 230V231H93ZM96 230V231H95ZM108 230V231H107ZM111 230V231H110ZM56 231H58V234H56L55 232ZM72 232V233H69V232ZM91 231V232H90ZM64 233V234H59V233ZM68 232V233H67ZM105 232V233H104ZM122 232V233H121ZM84 233V232H83ZM88 233V234H87ZM101 233V234H100ZM110 235H108V234ZM128 233H129V235H128ZM54 234H56V235H64L63 237H62V241L60 242V241H58L57 243L59 244H57V243H53V240H52V238H53V236H54ZM66 234H67V236H66ZM70 234V235H69ZM100 234V235H99ZM103 234V235H102ZM55 235V236H56ZM54 236V237H55ZM70 236H72L71 238L72 239H70V238H68V237H70ZM106 236H108V238L106 237ZM57 237V236H56ZM61 236H59V238H60ZM65 237V238H64ZM85 237V236H84ZM111 237V238H110ZM8 238L10 239V238H12V239H10L9 241H8ZM237 238H239L238 239V243H236V241L235 240H237ZM51 239V240H50ZM66 239H69V240H66ZM87 239V238H86ZM60 240H61V238H60ZM79 240V241H78ZM239 240H240V242H239ZM65 243H64V242ZM75 242V241H74ZM39 244L41 245L40 246V248H39ZM47 244V245H46ZM51 244H54V245H56L57 246V250L55 249V248H53V247H50V245ZM99 244V243H98ZM259 244V243H258ZM68 245V246H67ZM70 245H72V244H70ZM74 246H75V244H73ZM80 245V246H79ZM103 245V246H102ZM243 245V246H242ZM255 245H257V243L255 244ZM52 246V245H51ZM62 246H63V249H61L62 248ZM91 246V245H90ZM59 247H61V248H59ZM252 247V248H251ZM104 250H103V249ZM246 248V247H245ZM254 248H255V246H254ZM261 248H262V246H261ZM263 248H264V243H263ZM1 249H3V248H1ZM0 249V250H1ZM54 249H55V252H54ZM67 249V250H66ZM87 249V250H86ZM93 249V248H92ZM247 249H244L243 250V252L246 250V252L248 251ZM53 250V251H52ZM64 250H66L64 253H63V251ZM78 250L80 251V252H78ZM97 250V249H96ZM95 250V251H96ZM218 250H217V253L216 254H218ZM254 250V249H253ZM252 250V251H253ZM261 249H259V251H257L256 249H255V252H262V251H260ZM37 251V252H36ZM44 252H46L45 251V249L43 250ZM61 251H62V253H61ZM43 252V253H44ZM106 254H104V253ZM209 252V253H208ZM226 252V253H225ZM254 252V251H253ZM264 252V251H263ZM262 252V260L264 259V253ZM1 254L0 255H3V254H5V253H3V252H0ZM3 253V254H2ZM42 252L40 253V254H43ZM75 253V252H74ZM111 254V255H108V254ZM136 253V254H135ZM223 253V255L221 256V254ZM258 253H256V254H258ZM34 254V255H33ZM38 254V253H37ZM45 254V253H44ZM47 254H45V255H47ZM62 254H64V256H61ZM96 254V253H95ZM94 254V255H95ZM97 254H99V253H97ZM210 254V255H211ZM215 254V255H216ZM247 254V253H246ZM45 255H43L44 257V261H45V259H46V257H45ZM51 255V254H50ZM53 255V254H52ZM51 255V256H52ZM54 255V256H55ZM67 255H70V256H67ZM77 255H75V256H77ZM78 255V256H79ZM218 255V256H219ZM244 255L245 254H243L242 255V257H241V259H244ZM252 255H254V253H252ZM40 256H42V255H40ZM89 256V255H88ZM91 256H93V254L91 255ZM110 256H112V257H110ZM134 256V257H133ZM56 257V258H57ZM59 257H61V258H59ZM132 257L133 258H135V257H138V258H135L136 260H134V259H132ZM225 257H224V259H225ZM239 257V256H238ZM2 258H6L5 260L7 261V263H6V261L4 262L1 258H0V264H8V260H7V256H5V255H3L2 256ZM23 258V259H24ZM42 258V257H41ZM55 258V259H56ZM240 258V257H239ZM249 258H252V257H249ZM247 256L245 257V259H244V261H250L251 259H249ZM257 258V257H256ZM256 258H254L255 260L254 261H256L257 259ZM54 259V260H55ZM95 259H96V257H95ZM223 259V258H222ZM227 259H229V260H227ZM52 260V259H51ZM75 260V261H74ZM131 260H134V261H136V262H134V263H132V261ZM213 260H214V258H213ZM24 261H21V262H24ZM50 260L49 259H47L46 261H45V263H47V262H49ZM94 261V260H93ZM92 261V262H93ZM215 261V260H214ZM243 261V262H244ZM246 261V262H247ZM257 261H259V260H257ZM256 261V262H257ZM10 262H12L11 260H10ZM246 262H244L243 264H245ZM247 262V263H248ZM14 263V262H13ZM44 263V264H45ZM54 263H55V261H54ZM53 263V261L52 262H49V263H47V264H54ZM55 263V264H56ZM102 263V262H101ZM227 263V264H228ZM246 263V264H247ZM15 264V263H14ZM23 264V263H22ZM93 264H94V262H93ZM208 264V263H207ZM249 264V263H248ZM250 264H254L253 263V259H252V263H251V261H250Z\"/></svg>","mask_w":264,"mask_h":264}]
</instances>
